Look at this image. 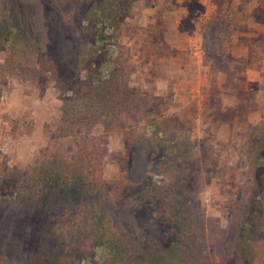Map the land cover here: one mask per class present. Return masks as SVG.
Returning <instances> with one entry per match:
<instances>
[{
	"label": "rangeland",
	"instance_id": "obj_1",
	"mask_svg": "<svg viewBox=\"0 0 264 264\" xmlns=\"http://www.w3.org/2000/svg\"><path fill=\"white\" fill-rule=\"evenodd\" d=\"M0 7L12 22L0 26V172L6 167L19 174L55 153L70 158L82 139L100 157L104 180L95 194L75 185H46L31 200L0 193V257L19 264L52 259L59 232L49 229L53 219L65 213L82 225L92 202L103 208L111 227L131 235L130 246L161 242L167 227L164 197L173 189L178 200L187 199L192 219L205 225L210 264L228 260L217 251L256 197L250 160L264 164V150L247 141L264 123V0H132L119 24L96 25L106 29L102 39L96 29L76 32L74 26H80L66 20L67 9L45 0H0ZM223 31L231 35L225 57ZM17 33L35 42L11 43ZM204 41L216 62L232 65L228 71L213 65ZM41 56L62 74L85 63L105 77L118 69L139 97L122 130L100 120L81 131L83 137L59 134L67 93L56 86L51 68L39 65ZM166 135L184 154L174 166L165 165L167 150L157 147ZM151 190L157 194L151 196ZM71 229L78 234L59 264L128 261L113 256L104 231L88 223ZM252 249L257 259L264 258V231L255 233Z\"/></svg>",
	"mask_w": 264,
	"mask_h": 264
},
{
	"label": "trees",
	"instance_id": "obj_2",
	"mask_svg": "<svg viewBox=\"0 0 264 264\" xmlns=\"http://www.w3.org/2000/svg\"><path fill=\"white\" fill-rule=\"evenodd\" d=\"M50 5H56L58 8H66L65 18L74 23L76 32L80 28L87 32L96 29V25L119 24L121 20V12L129 1L132 0H45ZM8 13L0 7V26H8L11 22L7 18ZM85 22V23H81ZM105 27L96 29L99 38H103L101 31ZM1 29V28H0ZM4 30H0V39ZM86 33V32H85ZM82 36L83 34H78ZM8 39V37H5ZM206 37L204 38V40ZM16 41L22 42V45L28 46L35 41L17 33L11 43ZM231 41L230 31H223L219 43L222 57H225L228 44ZM205 49L209 57L213 60V65L218 70L228 71L227 67H231L230 63L221 66L216 62L214 49H209L210 45L204 41ZM39 63L43 68H51L54 74L56 86L59 90L67 93L63 97L61 106L62 127H59V134L73 133L77 134L83 130H88L98 121H102L104 126L113 127L122 130L123 119L128 118L132 110L130 104L134 99H138L136 95L130 92L127 87L126 80L119 77L118 69L110 71L105 77L99 68L91 67L84 64L82 68L72 72L60 73L56 63L51 59L41 56ZM92 68V69H91ZM116 68V67H115ZM113 70V69H112ZM122 72V71H121ZM83 73H85L83 75ZM91 74V75H89ZM138 105V104H137ZM140 106L134 107L139 110ZM124 132V131H123ZM127 138L128 135L125 133ZM250 137L247 141L253 144V147H261L264 150V123L260 124L249 133ZM80 137L83 135L80 133ZM85 136V135H84ZM130 139V138H129ZM172 138L169 135L163 139L158 148H163L167 153L165 155V165L174 166L175 160H183L184 154L180 152L177 144L173 145ZM253 142V143H252ZM171 148V151H169ZM256 153V149L254 151ZM127 159V156L120 157L119 160ZM252 159V158H251ZM100 157L96 154V150H86L84 141L80 139L76 143V149L70 158H64L58 153L50 156L39 158L30 170L14 174L5 167L0 172V193L19 197L23 200H31L34 196L40 194L48 185L51 187L61 186H79L83 192L95 194L99 189L104 187L102 179V167L98 162ZM251 161V172L253 175L254 197L248 206H244L243 213L239 218V223L235 226L234 232L230 237L226 236L217 256L221 258L229 257L228 260H220V264H264V258L257 259L252 249L255 233L264 231V164L258 161ZM164 162V161H163ZM122 164V163H121ZM254 168H253V167ZM186 174L183 173V177ZM184 188L187 187L188 177H184ZM164 199H167V206L163 205L166 210L167 227L165 229L163 240L161 242H151L144 240L136 242L134 246H130L129 233L124 229H114L110 226L109 220L103 208L96 202H92L88 206V211L84 212L85 216L83 224H89L92 229H99L107 233V242L111 247L114 257L120 260L128 259L124 264H210L211 255L205 242L206 228L204 223L199 221V217L194 216L187 211L188 201L182 199L176 190H171ZM157 194L152 190L151 196ZM56 218V217H55ZM53 219L50 230H58L57 249H55L54 257L47 259L38 257L31 264H59L60 259H64L70 248V240L73 235H77L76 231L81 230L79 221H75L71 216L61 214L56 221ZM86 227H82L85 229ZM104 235V233H102ZM218 236V235H217ZM66 238V239H65ZM220 238V237H219ZM72 243V241H71ZM75 244H79V239ZM131 248L130 256L126 255V249ZM65 256V257H64ZM133 258V259H132ZM261 260V262H259ZM214 262V261H213ZM215 263V262H214ZM0 264H19L7 257H0Z\"/></svg>",
	"mask_w": 264,
	"mask_h": 264
}]
</instances>
